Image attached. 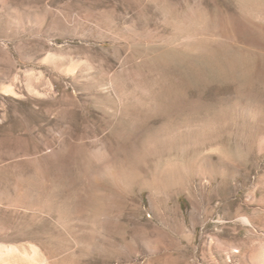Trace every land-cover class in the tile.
Here are the masks:
<instances>
[{
    "label": "rangeland",
    "instance_id": "1",
    "mask_svg": "<svg viewBox=\"0 0 264 264\" xmlns=\"http://www.w3.org/2000/svg\"><path fill=\"white\" fill-rule=\"evenodd\" d=\"M251 8L0 0V264H264ZM175 114L180 150L158 148ZM98 149L118 178L93 177Z\"/></svg>",
    "mask_w": 264,
    "mask_h": 264
},
{
    "label": "bare ground",
    "instance_id": "2",
    "mask_svg": "<svg viewBox=\"0 0 264 264\" xmlns=\"http://www.w3.org/2000/svg\"><path fill=\"white\" fill-rule=\"evenodd\" d=\"M249 13H250L251 16H255L258 19L264 21V8H260V9H258V8L257 9L254 8L253 9V8H251L249 10ZM197 35H198V33H195V32H192V31L191 32H186L184 34V37L183 38L186 41L187 40L190 41L191 39H197ZM178 103H180V102H178ZM179 117H180V115L175 114V116L172 119V123L170 125V128L168 130H165L164 129L165 126H164V128H162L163 127L162 125H161V128L158 127L159 129L157 130L156 136H155V137H157V140L156 141H157V147L158 148L161 147L163 149L172 148L174 150H177V149H178V151L180 150L179 148L181 146L180 145V143H181L180 142V140H181L180 139L181 138L180 137L181 136V130H180V122L179 121L181 119L179 120ZM145 148H147L146 145H145ZM143 149H144V147H143ZM162 151H164V150H162ZM115 156L112 153L108 152L106 149H98V150H96L95 152L92 153V156L91 157H93L92 159L94 160V162L96 164V170H95L94 176H93L95 179L98 180L99 178L103 177L104 175H108V174H110L111 176L112 175L115 176V178H118L117 177V175H118V172L117 171H119V168H117V166H116V157ZM128 158H129V156H128ZM120 172H122V171H120ZM125 179H126V177H125ZM115 180H118V179H115ZM122 181H123V179H122ZM124 183L125 182L123 181L121 184L124 185Z\"/></svg>",
    "mask_w": 264,
    "mask_h": 264
}]
</instances>
